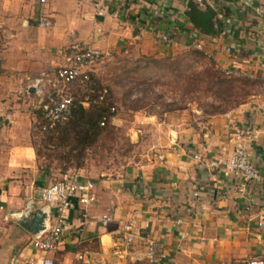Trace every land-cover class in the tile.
Instances as JSON below:
<instances>
[{
    "label": "crops",
    "instance_id": "obj_1",
    "mask_svg": "<svg viewBox=\"0 0 264 264\" xmlns=\"http://www.w3.org/2000/svg\"><path fill=\"white\" fill-rule=\"evenodd\" d=\"M93 1L106 7L104 17L92 16ZM188 1L222 14L217 36L192 28L184 14ZM39 6L38 0H0V264H28V258L40 256L29 245L33 235L18 221L27 211L40 210L46 214L44 229L52 225L55 209L47 211L37 193L52 183L49 177L60 179L71 172L62 170L61 161L49 163L47 173L40 166L30 138L37 119L31 81L61 65L70 45H87L106 54L104 66L92 73L115 95L114 65L123 71L122 62L170 56L190 49L192 42L202 44L200 53L214 67L250 74L243 79L246 99L202 120L180 114L154 121L152 146L116 176L94 177L75 169L92 182L93 201L80 205L76 196L69 198L70 206L61 214L60 242L47 257L53 264L113 263L123 250L119 226L131 220L134 241L118 264H148L142 256L147 240L163 251L159 264H245L251 258L264 264V221L257 226L264 211V114L254 109L264 102L259 90L264 80V0H44L46 29L36 26ZM137 27L143 28L141 35ZM160 34L168 35L170 43L160 44ZM230 121L257 131L247 145L261 177L252 186L242 187L237 176H222L191 160L193 154L203 160L215 157L221 148L227 155ZM104 214L113 221L102 226Z\"/></svg>",
    "mask_w": 264,
    "mask_h": 264
},
{
    "label": "rangeland",
    "instance_id": "obj_2",
    "mask_svg": "<svg viewBox=\"0 0 264 264\" xmlns=\"http://www.w3.org/2000/svg\"><path fill=\"white\" fill-rule=\"evenodd\" d=\"M133 60L119 65L123 71L115 65L110 69L115 95L109 85L101 83L110 92L114 112L78 164L73 156L79 151L72 149L75 143L71 133L60 146L59 133L39 134L31 126V144L46 173L49 163L61 161L62 170L77 173L75 165H79L94 177L116 176L152 146L154 121L180 114L199 120L217 116L248 94L243 79L225 78L199 51L183 49L170 56ZM217 78L224 83L220 85ZM56 180L49 177L48 181Z\"/></svg>",
    "mask_w": 264,
    "mask_h": 264
},
{
    "label": "built area",
    "instance_id": "obj_3",
    "mask_svg": "<svg viewBox=\"0 0 264 264\" xmlns=\"http://www.w3.org/2000/svg\"><path fill=\"white\" fill-rule=\"evenodd\" d=\"M38 3L40 6L36 26L46 29L49 27V22L42 15L41 9L44 0H38ZM90 7L94 18H102L107 12L106 7L97 1L91 2ZM216 18L222 19L223 16L218 13ZM137 32L141 35L143 28L137 27ZM156 40L162 45H167L171 38L168 35L160 34L156 35ZM189 48L201 52L202 44L192 42ZM68 51L67 54L63 55L61 65L53 70L40 72L30 83L36 97L35 109L39 110L40 113L39 119L35 120L32 125V129L37 132H46L67 121L72 111L71 85L76 86L77 92L86 93L79 102L81 107L86 108L88 106L92 95H95L97 103L104 102L106 89L95 88V85L89 80L88 74H92L93 69L104 66L107 61L106 54L93 47L80 44L70 45ZM225 51L230 52V49L226 47ZM219 71L227 79L251 78L248 72L237 68L228 67L219 69ZM259 90L264 95V80L259 84ZM254 109L264 114V102L256 104ZM109 110L112 112L113 108ZM256 135L255 129L230 121L227 132V145L229 146L227 155H224L225 148H221L215 157L203 160L200 154H193L191 160L195 164H201L208 171H217L222 176L227 177L232 174L237 176L242 187L252 186L261 180L259 171L251 162L247 152L248 142L255 140ZM260 145L264 146V138H261ZM92 188V182L85 181L75 172H70L38 191V201L45 205L44 208L47 211L48 207H54L56 216L52 225L31 237L29 245L33 250L40 253V256L28 258V264H53L47 254L54 251L60 242L61 214L69 208V198L76 196L78 204L86 205L93 201ZM257 219V226H262L264 211ZM112 221V217L108 214L102 215L99 219L102 226L108 225ZM75 232L78 233L79 230L77 229ZM119 232L123 250L116 252L115 261L110 264H118V261L127 254L128 246L134 241V222L130 220L121 223ZM142 256L148 264H159L164 259L163 251L152 240L144 242ZM75 259L77 261L82 260V256L76 255ZM245 264L263 263L257 258H251L246 260Z\"/></svg>",
    "mask_w": 264,
    "mask_h": 264
},
{
    "label": "trees",
    "instance_id": "obj_4",
    "mask_svg": "<svg viewBox=\"0 0 264 264\" xmlns=\"http://www.w3.org/2000/svg\"><path fill=\"white\" fill-rule=\"evenodd\" d=\"M184 14L192 28L199 34L209 37H215L218 35L221 29V22L216 18V13L209 7L200 9L192 1H188L186 3ZM88 76L89 80L95 85V88L106 89L104 102L97 103L95 95H92L88 106L86 108L81 107L79 102L86 93L77 92L76 86L71 85L72 111L67 121L43 133L36 131L39 134H48L51 132H55L56 134L59 133L58 141L60 142V146L66 141L67 136L71 133L75 143L72 149L78 148L79 151L77 155L73 156L76 158L77 164L83 157L84 151L92 145L104 130V124L107 119L111 118V115L114 112V108L111 106L112 99L108 88L101 85L96 77H94L93 73H89ZM217 81L220 85L224 83L220 78H217ZM110 108H113L112 112H110ZM36 112V120H38L40 113L39 110H36ZM101 123L102 125H100ZM62 125L64 126L61 127ZM75 168H79V165H75Z\"/></svg>",
    "mask_w": 264,
    "mask_h": 264
},
{
    "label": "water",
    "instance_id": "obj_5",
    "mask_svg": "<svg viewBox=\"0 0 264 264\" xmlns=\"http://www.w3.org/2000/svg\"><path fill=\"white\" fill-rule=\"evenodd\" d=\"M32 92V90H30ZM26 216H21L19 224L25 228L31 235H35L44 229L43 221L46 214L40 210L27 211ZM27 219V222H25Z\"/></svg>",
    "mask_w": 264,
    "mask_h": 264
}]
</instances>
